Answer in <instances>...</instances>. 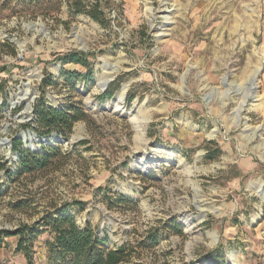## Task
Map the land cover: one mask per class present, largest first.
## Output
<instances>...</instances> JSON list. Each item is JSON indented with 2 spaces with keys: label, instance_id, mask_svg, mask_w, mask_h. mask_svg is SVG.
<instances>
[{
  "label": "rangeland",
  "instance_id": "rangeland-1",
  "mask_svg": "<svg viewBox=\"0 0 264 264\" xmlns=\"http://www.w3.org/2000/svg\"><path fill=\"white\" fill-rule=\"evenodd\" d=\"M99 1L106 27L72 0H0L3 162L16 172L13 140L56 144L29 127L43 97L90 117L55 167L14 182L0 172V232L66 203L106 249H129L122 264H264V0ZM71 53L90 68L60 59ZM43 230L28 256L3 240L0 264H59Z\"/></svg>",
  "mask_w": 264,
  "mask_h": 264
},
{
  "label": "trees",
  "instance_id": "trees-1",
  "mask_svg": "<svg viewBox=\"0 0 264 264\" xmlns=\"http://www.w3.org/2000/svg\"><path fill=\"white\" fill-rule=\"evenodd\" d=\"M70 6L76 14H85L103 27L107 26L104 21L102 2L97 0L95 3H85L82 0H72ZM10 48V54L15 56L14 46L6 44ZM66 63H74L89 69L88 60L80 53H71L60 58ZM87 80L92 82L93 76L90 71ZM50 85L47 81L43 86ZM112 92H107L102 98H111ZM90 117L85 112L82 104L69 106L66 108H54L47 105L44 97L34 106V124L30 125L31 131L37 137L50 138L54 136L62 140H68L75 124L79 122L89 123ZM51 145L47 139L43 142L42 153H34L31 150H22L23 144L20 140L12 141V150L20 154V160L16 164V172L4 163V158L0 156V172L4 171L9 182H14L24 175H32L40 171L49 170L55 167L59 161L65 159L60 148L59 142L54 140ZM86 144V143H82ZM220 151H218V155ZM209 160L214 159L208 156ZM15 179V180H14ZM119 203L133 204V202L122 194H116ZM77 205H82L81 203ZM109 207H111L109 205ZM70 205L63 204L55 207L51 212H47L43 217L32 226L23 225L14 232H0V247L3 240L17 237L20 238L17 253L29 255L34 241L43 231H49L53 236L54 242L50 244L52 255L56 256L55 261L59 264H122L129 257V249L125 246L115 250H108L103 246L106 240L100 239L91 226L81 228L77 225L74 217L69 211ZM150 236V235H149ZM153 239V237L149 238ZM156 243V239L153 240ZM144 244V243H143Z\"/></svg>",
  "mask_w": 264,
  "mask_h": 264
},
{
  "label": "bare ground",
  "instance_id": "bare-ground-1",
  "mask_svg": "<svg viewBox=\"0 0 264 264\" xmlns=\"http://www.w3.org/2000/svg\"><path fill=\"white\" fill-rule=\"evenodd\" d=\"M111 76H107V77H104V78H99L98 81H97V85H98V88L100 90H103L105 89L108 84L111 82ZM127 91H128V85H124L121 89V91L117 94L116 96V103H118L119 105H122V103L124 102L125 100V96L127 94ZM25 96V95H24ZM27 96V94H26ZM141 128L140 125H137L136 126V129L139 131V129ZM1 145H3L2 143H0ZM146 164V163H145ZM143 167H146L147 165H145Z\"/></svg>",
  "mask_w": 264,
  "mask_h": 264
},
{
  "label": "water",
  "instance_id": "water-1",
  "mask_svg": "<svg viewBox=\"0 0 264 264\" xmlns=\"http://www.w3.org/2000/svg\"><path fill=\"white\" fill-rule=\"evenodd\" d=\"M54 140H56L57 142H59V143H67L68 142V140H62V139H59V138H57L56 136H54Z\"/></svg>",
  "mask_w": 264,
  "mask_h": 264
}]
</instances>
